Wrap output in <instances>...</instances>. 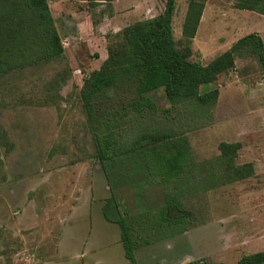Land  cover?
I'll return each mask as SVG.
<instances>
[{
    "label": "rangeland",
    "instance_id": "1",
    "mask_svg": "<svg viewBox=\"0 0 264 264\" xmlns=\"http://www.w3.org/2000/svg\"><path fill=\"white\" fill-rule=\"evenodd\" d=\"M187 1L174 0L171 31L177 50L187 43L189 61L205 65L248 34L264 48V17L235 9L234 0H200L197 28L185 41ZM46 2L62 54L0 76V264H127L118 228L103 220L101 205L111 196L130 215L157 208L164 185L133 155L96 160L79 90L105 59L113 35L159 15L165 0ZM211 89L217 90L212 108L171 107L162 89L150 92L154 115L125 128L128 139L144 132L182 136L192 156L177 189L186 231L136 249V264H236L264 251V72L242 49L233 69L200 93ZM118 96L109 89L93 103L100 112L116 109ZM220 142L240 144L234 163H250V177L221 182Z\"/></svg>",
    "mask_w": 264,
    "mask_h": 264
},
{
    "label": "trees",
    "instance_id": "2",
    "mask_svg": "<svg viewBox=\"0 0 264 264\" xmlns=\"http://www.w3.org/2000/svg\"><path fill=\"white\" fill-rule=\"evenodd\" d=\"M233 7L264 17V0H234ZM173 9L174 0H165L159 15L127 25L113 35L115 42L106 47L105 59L97 70L82 80L79 90L96 160L108 163L133 155L149 177L157 178L164 185L163 205L157 208L130 215L111 196L101 205L103 220L118 228L127 264H136V249L182 234L187 224L177 190L192 163L186 139L165 132H144L126 138L127 126L155 113L147 94L162 89L171 107L193 102L200 107L212 108L217 90L200 93V88L213 83L219 74L233 69L234 57L242 49L256 57L264 72V48L255 34L236 40L228 50L205 65L189 61L187 43L182 50L174 46ZM202 9L200 0L187 1L180 29L185 41L193 38ZM61 54L62 46L46 0H0V76L45 63ZM109 89L119 92V105L116 109L100 112L93 100ZM239 147L238 142L217 145L218 178L223 184L252 175L250 163H234ZM181 264L210 263L205 259H194ZM236 264H264V251L243 255Z\"/></svg>",
    "mask_w": 264,
    "mask_h": 264
},
{
    "label": "crops",
    "instance_id": "3",
    "mask_svg": "<svg viewBox=\"0 0 264 264\" xmlns=\"http://www.w3.org/2000/svg\"><path fill=\"white\" fill-rule=\"evenodd\" d=\"M165 240H167V239H165ZM163 241V240H162ZM84 257H82V258H78L77 260H82ZM81 262V261H80Z\"/></svg>",
    "mask_w": 264,
    "mask_h": 264
},
{
    "label": "flooded vegetation",
    "instance_id": "4",
    "mask_svg": "<svg viewBox=\"0 0 264 264\" xmlns=\"http://www.w3.org/2000/svg\"><path fill=\"white\" fill-rule=\"evenodd\" d=\"M151 245V244H150ZM185 262H187V261H185Z\"/></svg>",
    "mask_w": 264,
    "mask_h": 264
}]
</instances>
